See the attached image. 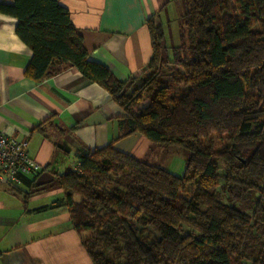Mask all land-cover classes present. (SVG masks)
Instances as JSON below:
<instances>
[{"label":"trees","instance_id":"16d2710c","mask_svg":"<svg viewBox=\"0 0 264 264\" xmlns=\"http://www.w3.org/2000/svg\"><path fill=\"white\" fill-rule=\"evenodd\" d=\"M185 4L172 60L163 59L157 15L147 22L149 76L121 82L89 59L56 0L0 3L32 52L28 79L74 67L110 94L130 135L189 154L180 177L108 145L56 177L92 264H264V0ZM214 138L225 139L222 149Z\"/></svg>","mask_w":264,"mask_h":264},{"label":"crops","instance_id":"0c3cea01","mask_svg":"<svg viewBox=\"0 0 264 264\" xmlns=\"http://www.w3.org/2000/svg\"><path fill=\"white\" fill-rule=\"evenodd\" d=\"M69 10L92 62L127 82L152 56L147 22L163 15V29L182 0H56ZM13 0H0L11 4ZM17 20L0 14V130L28 141L45 171L19 187L0 178V264H92L73 229L56 177L75 170L78 155L113 145L145 161L154 146L129 134L124 111L110 94L67 64L41 83L25 76L32 52L16 34ZM163 169L172 172L167 159ZM169 169V170H168ZM176 175V174H175Z\"/></svg>","mask_w":264,"mask_h":264},{"label":"rangeland","instance_id":"374dc122","mask_svg":"<svg viewBox=\"0 0 264 264\" xmlns=\"http://www.w3.org/2000/svg\"><path fill=\"white\" fill-rule=\"evenodd\" d=\"M182 4H180L181 6V13L178 15V13H176L174 16L175 20L171 21L169 24V27L166 28L165 32L163 29V20L164 17H162L161 15L158 16V20L159 23H161L162 29H163V33H164V38L162 41V45L164 47V51H163V59L168 61V60H172V51L174 49H179L181 48L182 45V41H181V35H182V31L184 29V20H183V16L185 14L186 11V4H185V0H182L181 2ZM157 19V18H156ZM171 62V61H170ZM173 64L167 62L165 64V71L168 69H172L173 68ZM167 72V76L165 78V80L167 82L171 81V73L170 71H166ZM150 71H146L143 72L139 75H137V78H144L149 76ZM184 90V86L181 87ZM175 92V91H173ZM216 137V136H214ZM215 140V144H216V149L220 150L223 148V146L226 144L225 139H217L214 138ZM154 146V145H153ZM154 152L151 153V155H149V157L146 159V162L150 163V164H155L159 167H163L164 165V159H167V163L168 166L170 168V170L172 172H174L177 176H183L184 174V170H185V162L188 158V152L181 148V147H177V146H171V147H158V146H154ZM169 170V169H168ZM45 171V170H44ZM223 173V171H221V174ZM183 231L185 233L189 232V230L187 228L184 227ZM89 234L85 233L83 236L87 237ZM156 237V236H155Z\"/></svg>","mask_w":264,"mask_h":264},{"label":"built area","instance_id":"2783aa9c","mask_svg":"<svg viewBox=\"0 0 264 264\" xmlns=\"http://www.w3.org/2000/svg\"><path fill=\"white\" fill-rule=\"evenodd\" d=\"M44 170L30 157L27 140H18L9 132L0 130V178L4 182L19 187L22 178L42 174Z\"/></svg>","mask_w":264,"mask_h":264}]
</instances>
